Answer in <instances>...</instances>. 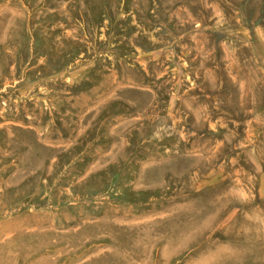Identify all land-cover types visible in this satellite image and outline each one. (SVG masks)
<instances>
[{"label":"rangeland","instance_id":"rangeland-1","mask_svg":"<svg viewBox=\"0 0 264 264\" xmlns=\"http://www.w3.org/2000/svg\"><path fill=\"white\" fill-rule=\"evenodd\" d=\"M0 264H264V0H0Z\"/></svg>","mask_w":264,"mask_h":264}]
</instances>
